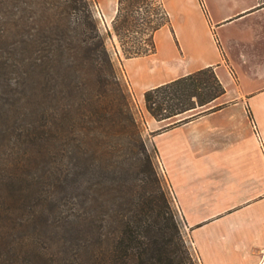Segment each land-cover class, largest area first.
<instances>
[{
    "label": "trees",
    "instance_id": "16d2710c",
    "mask_svg": "<svg viewBox=\"0 0 264 264\" xmlns=\"http://www.w3.org/2000/svg\"><path fill=\"white\" fill-rule=\"evenodd\" d=\"M93 1L0 0V264H198ZM164 26V0H117L108 34L131 58ZM225 92L207 66L144 98L164 120Z\"/></svg>",
    "mask_w": 264,
    "mask_h": 264
},
{
    "label": "crops",
    "instance_id": "0c3cea01",
    "mask_svg": "<svg viewBox=\"0 0 264 264\" xmlns=\"http://www.w3.org/2000/svg\"><path fill=\"white\" fill-rule=\"evenodd\" d=\"M206 2L164 0L173 30L162 27L156 52L123 66L201 264H264V147L254 129L264 145V0ZM207 66L223 95L164 120L147 110V89Z\"/></svg>",
    "mask_w": 264,
    "mask_h": 264
},
{
    "label": "rangeland",
    "instance_id": "374dc122",
    "mask_svg": "<svg viewBox=\"0 0 264 264\" xmlns=\"http://www.w3.org/2000/svg\"><path fill=\"white\" fill-rule=\"evenodd\" d=\"M205 4H206L207 9H208V5H210V3L208 4L205 0ZM93 5H94V10H95L97 20L99 22L100 29H101L102 33L107 36L106 43H107L109 50L112 52V54L114 55V57L117 61L119 58H122V60H123L124 55L121 51V48H120V45H119V42L117 40L116 35L113 34L112 36H109V34H108L110 31H112V21L114 19V18L111 19L113 0H94ZM171 22H172V19H171ZM132 99H133L134 108H135L137 115L139 116V118L141 120L145 121L142 107H141L140 102L138 100V97L134 93V91H133ZM145 136L148 140V133L146 131V127H145ZM149 147L152 151H154V147L152 145L149 144ZM156 162H157L158 171H159L160 175L162 176L163 180L165 181L166 188L168 189V191L172 197V200L174 202V206H175L176 211H177V216H178V219L181 223V227H182L183 233L186 237V240L188 242V245L190 246L193 254L195 255L198 264H201L200 257L198 256L197 251H196L192 241L190 240V237L187 233V229H186V226L184 224V221H183V219L179 213L178 207H177V205L173 199V196L171 194V186H170V184H169V182L165 176V173L162 169V164L159 161L158 156H156Z\"/></svg>",
    "mask_w": 264,
    "mask_h": 264
},
{
    "label": "built area",
    "instance_id": "2783aa9c",
    "mask_svg": "<svg viewBox=\"0 0 264 264\" xmlns=\"http://www.w3.org/2000/svg\"><path fill=\"white\" fill-rule=\"evenodd\" d=\"M254 129H255L256 135H257V137H258V139H259V141H260L262 147H264V145H263V138H262L260 132L258 131L256 124L254 125ZM162 169H163V171H164L163 166H162ZM171 194H172L173 199H174V201H175V203H176V197H175V195H174V192H173L172 188H171ZM176 205H177V204H176ZM177 207H178V205H177ZM178 210H179V213H180V215H181V217H182V219H183L182 212H181V210L179 209V207H178ZM183 221H184V220H183Z\"/></svg>",
    "mask_w": 264,
    "mask_h": 264
}]
</instances>
